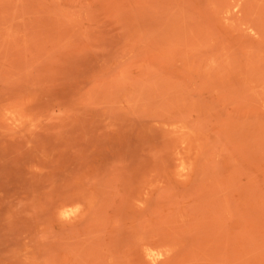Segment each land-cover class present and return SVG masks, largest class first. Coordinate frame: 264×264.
I'll return each instance as SVG.
<instances>
[{"label": "rangeland", "instance_id": "rangeland-1", "mask_svg": "<svg viewBox=\"0 0 264 264\" xmlns=\"http://www.w3.org/2000/svg\"><path fill=\"white\" fill-rule=\"evenodd\" d=\"M0 264H264V0H0Z\"/></svg>", "mask_w": 264, "mask_h": 264}]
</instances>
